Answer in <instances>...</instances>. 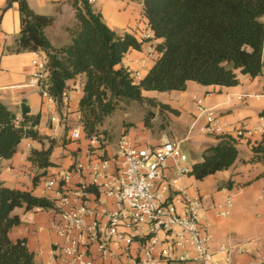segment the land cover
Wrapping results in <instances>:
<instances>
[{
    "label": "crops",
    "instance_id": "obj_1",
    "mask_svg": "<svg viewBox=\"0 0 264 264\" xmlns=\"http://www.w3.org/2000/svg\"><path fill=\"white\" fill-rule=\"evenodd\" d=\"M28 6L36 13L55 16L52 24L44 28V33L53 46L66 44L68 34L64 30L74 21V10L67 0H26ZM93 8L100 11L105 23L118 34L130 32L135 37L143 33L146 21L140 15L141 0H89ZM141 5V6H139ZM20 30L19 3L17 0H0V101L15 115L21 118V107L27 106L29 113L40 114L37 129L40 134L48 136L53 147L50 154L52 165L46 169L33 167L28 160L31 149L46 148L49 141L42 142L31 138L21 139L17 151L7 159H0V183L10 188L32 190L38 196L49 197L43 186L44 178L69 169L74 163H88L93 157L95 146H90L88 138L73 140L69 131L78 120V101L82 96L84 76L66 80L64 90L70 100L66 109L58 108L64 122L57 132L50 129L49 116L53 111L46 110L41 95L27 85L28 77L33 69L31 60L33 51L16 52V38ZM137 38V37H136ZM158 40L152 37L141 43V48L130 49L124 56L122 64L129 71L140 70L142 76L153 64L157 52L154 45ZM141 76V77H142ZM264 90V66L260 75L252 78L239 75L235 86H204L187 81L185 89L171 91H142V95L155 98L177 111L173 113L158 106L149 107L153 114L148 126L144 124L145 104L135 102L140 107V118L131 112L118 113L119 108L108 115L101 126L109 135L108 144L104 147L108 156L115 151L116 143L123 135H127L138 146L157 144L164 138L180 141L181 149L186 153L191 164L201 159L202 151L214 145L218 135H230L236 140L238 156L227 169L217 171L202 180L192 174L182 176L181 185L191 195H199L201 199L200 220L209 232L210 247L217 248L221 244L234 245L228 253L227 264H261L264 262V181L259 174L264 164L259 161L250 162L251 148L264 136V96H249L242 100V93L259 94ZM202 99L206 106L214 107L219 116L222 131L206 135L199 131L204 123L199 118L191 127L196 111V99ZM130 113L131 119L125 117ZM262 118V119H261ZM238 128H247L251 134L236 137ZM149 136L151 138H149ZM184 143H187L184 145ZM168 164L172 167V162ZM172 170V169H171ZM45 173L33 182L36 173ZM171 173H173L171 171ZM231 181L227 187V182ZM93 194L89 193L88 198ZM231 198L232 206L227 216L215 213V204ZM112 205L113 199L106 198ZM17 209V210H16ZM20 218V223L9 231L11 239L26 238L27 246L34 254L35 264H61L56 255L63 239L50 228L55 218L53 211L24 210L15 208L12 212ZM110 248L115 256L100 260L98 264H135L138 254V243L134 241L127 246L124 242L114 241ZM125 249L124 254H122ZM237 249H243L238 253ZM96 255V253H94ZM157 264H198L192 260L159 261Z\"/></svg>",
    "mask_w": 264,
    "mask_h": 264
},
{
    "label": "trees",
    "instance_id": "obj_2",
    "mask_svg": "<svg viewBox=\"0 0 264 264\" xmlns=\"http://www.w3.org/2000/svg\"><path fill=\"white\" fill-rule=\"evenodd\" d=\"M19 3L20 30L15 51H42L46 56L45 86L57 100L66 80L83 75L82 96L78 101V120L85 138L93 134L109 139L100 129L104 119L121 104H145L144 124L153 114L149 107L158 106L173 113L168 105L142 95V91L185 89L187 81L204 86H235L239 75L254 78L264 66V0H141V16L158 42L153 64L139 79H134L122 64L130 49L141 43L130 32L118 34L103 20L100 11L89 0H68L74 10V23L66 27L69 41L53 46L44 28L52 16L34 12L26 0ZM40 114L21 107V118L0 101V159L10 158L21 139L49 141L46 148L31 149L28 160L33 167L46 169L53 142L39 133ZM218 141L202 151L191 172L202 180L217 171L229 168L238 156L236 140L218 135ZM250 162L264 164V136L251 148ZM45 172L36 173L33 182ZM264 181V169L259 174ZM231 181L227 182V187ZM264 191V186H263ZM49 198L32 190L10 188L0 183V264H35L34 254L26 238L11 239L10 229L20 223L13 210L28 211L48 208Z\"/></svg>",
    "mask_w": 264,
    "mask_h": 264
},
{
    "label": "built area",
    "instance_id": "obj_3",
    "mask_svg": "<svg viewBox=\"0 0 264 264\" xmlns=\"http://www.w3.org/2000/svg\"><path fill=\"white\" fill-rule=\"evenodd\" d=\"M150 32L146 25L136 39L143 43L150 38ZM31 65L27 85L41 95L46 110L53 111L49 116L50 129L57 132L64 122L58 108H67L69 94L63 90L57 100L46 89V56L42 51H34ZM130 74L134 79L142 76L140 70ZM249 96H264V90L259 94L242 93L238 99ZM195 101L197 114L191 127L203 118L201 133L221 132L214 107L206 106L199 98ZM82 128L81 122L74 123L69 137L79 139ZM234 134L243 137L251 130L238 128ZM88 143L96 145L92 159L86 164L76 162L69 169L44 178L43 186L52 205L34 208L54 212L50 228L63 239L56 255L61 264H98L97 258L105 260L116 255L110 243L121 241L129 246L134 239L138 243L135 264H157L175 258L198 264L228 263V253L234 245L210 247L211 236L200 220L201 199L187 193L181 185L182 176L191 172V164L180 141L164 138L157 144L138 146L123 135L110 156L104 148L108 139L103 135H91ZM89 193L92 198H88ZM106 198L113 199L112 205ZM231 206V198L227 197L215 204V213L227 216ZM242 251L237 249L238 253Z\"/></svg>",
    "mask_w": 264,
    "mask_h": 264
},
{
    "label": "rangeland",
    "instance_id": "obj_4",
    "mask_svg": "<svg viewBox=\"0 0 264 264\" xmlns=\"http://www.w3.org/2000/svg\"><path fill=\"white\" fill-rule=\"evenodd\" d=\"M67 2H69V4L71 5V2L70 1H68L67 0ZM89 2H91V1H89ZM138 3V0H135V5ZM139 6H141V5H139ZM71 7H72V5H71ZM73 9V8H72ZM140 11H141V8H140ZM140 15H141V13H140ZM52 18H53V21L55 20V16H52ZM53 23V22H52ZM74 23V21L71 23V25ZM70 25V26H71ZM69 27V26H68ZM65 31H66V28L64 29ZM68 40H69V37H68ZM119 111H118V113H120L121 114V112H124V111H129V112H131V114H132V116L135 118V116H137V118H140V107L139 106H137V105H135V102H132V103H130V104H127V105H124V104H121V106L119 107ZM129 112H126V114H125V117L126 118H129L130 120H133V122L134 123H136V122H138V121H136L135 119H133V117H132V119H131V116H130V113ZM100 129H101V127H100ZM124 136H127V135H124ZM128 137V136H127ZM129 138V137H128ZM149 138H151L150 136H149ZM187 143H184V145H186ZM145 144H143L142 146H144ZM146 145H150V144H146ZM17 210V209H16Z\"/></svg>",
    "mask_w": 264,
    "mask_h": 264
},
{
    "label": "water",
    "instance_id": "obj_5",
    "mask_svg": "<svg viewBox=\"0 0 264 264\" xmlns=\"http://www.w3.org/2000/svg\"><path fill=\"white\" fill-rule=\"evenodd\" d=\"M261 264H264V262H263V263H261Z\"/></svg>",
    "mask_w": 264,
    "mask_h": 264
}]
</instances>
